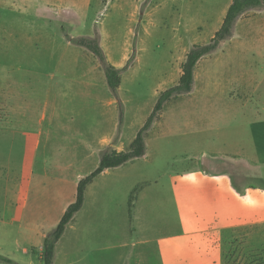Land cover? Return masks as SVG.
<instances>
[{"label": "rangeland", "instance_id": "rangeland-1", "mask_svg": "<svg viewBox=\"0 0 264 264\" xmlns=\"http://www.w3.org/2000/svg\"><path fill=\"white\" fill-rule=\"evenodd\" d=\"M230 2L0 0V256L42 264L31 253L42 245L35 230L56 226L65 200L67 208L101 152L125 137L130 122L150 114L157 90L172 86V35L181 36L176 40L184 47L209 42ZM96 33L112 66L148 51L138 71L121 76L122 114L98 59L69 42ZM234 35L233 44L219 48L244 54L241 67L232 63L226 72L245 76L243 88L232 87L240 109L231 113L222 102L206 136L212 145L200 133L189 144L191 136L151 130L146 156L101 174L87 189L65 236L68 257L93 256L83 264H262L264 178L243 163L227 162L207 174L201 169L202 153L234 154L240 147L253 163V51L263 52L264 85V8L246 13ZM39 193L44 204L30 216Z\"/></svg>", "mask_w": 264, "mask_h": 264}, {"label": "crops", "instance_id": "crops-1", "mask_svg": "<svg viewBox=\"0 0 264 264\" xmlns=\"http://www.w3.org/2000/svg\"><path fill=\"white\" fill-rule=\"evenodd\" d=\"M225 16V15H224ZM224 18V17H223ZM222 20H220V23L222 24ZM238 23V22H237ZM220 24V26H221ZM218 26V27H220ZM236 27V26H235ZM217 28L214 33L218 30ZM235 31V29H234ZM213 33V35H214ZM210 36L211 38L213 37ZM173 43L170 47V54L171 58L167 59V64L170 67L169 76L170 81L172 83V86L175 85L180 76H181V65L184 62L185 55L188 52V50L196 44L201 43H195L190 44L187 47H184L185 41L176 40L177 38H180L181 36L173 34ZM235 35L233 33V37L226 41L224 48L228 46V44H233ZM237 49V47H235ZM253 57H254V73H253V80H252V91L255 98V105H254V111H253V128H252V150H253V163L250 164L246 161V157L244 156L243 147H240L237 152L234 154L225 153V154H218L215 153L212 156L208 157L206 154L202 153V172L203 173H209L210 171H213L215 167H223L226 166V163L229 162L230 164H238L243 163L245 164L250 170L252 169L253 172L258 174L257 177L264 178V85H263V79L261 75V65L258 63L260 59L262 58V53L260 49L254 48L253 51ZM144 53H148L144 52ZM138 54L134 60L131 62L129 69L132 68H138L141 67L142 64V54ZM237 55H235V51H226V49H223V47L218 48L215 52L202 57L196 64L194 69V85L193 89L190 93L185 94L177 98L176 100H173L169 103H167L163 110L160 113L159 118L152 124L150 130H156L158 134H171L173 136H191L189 139V144L193 142V140H196L197 137L193 138V136L197 134H203L202 138L200 139L202 142L209 141L212 145L213 140L207 139V134L211 133L214 129V120L215 115L221 113L222 109V102H225L229 104L228 106L229 112L234 111L236 113L237 110H239V99L236 98L235 90L232 88L233 85H237V87H244L246 84L245 76H239L238 73L235 76H226V72L228 70V67L232 65V63L235 65V67L239 66L241 67L242 63L244 62V54L239 55V53L236 52ZM255 55L258 57L255 58ZM132 65V66H131ZM115 67V66H114ZM118 68V67H116ZM122 68V67H120ZM231 68V67H230ZM124 71V72H126ZM256 71L258 73V77L256 76ZM123 72V73H124ZM122 73V74H123ZM137 73V72H136ZM121 74V76H122ZM244 75V74H243ZM238 76V77H237ZM174 77V78H173ZM173 78V79H172ZM122 84V83H121ZM120 84L119 87V96L121 94L122 85ZM250 84V86H251ZM162 90H157L156 93H154L156 99L158 94ZM244 91V89H243ZM174 104V105H173ZM154 106V105H153ZM169 106H173V115L174 120H170L167 117L166 110L170 108ZM153 108V107H152ZM151 113V112H150ZM232 113V112H231ZM149 114L143 118L142 122L136 123L133 121L130 122L129 127L127 128V133L124 137V134H122L118 144L115 147H112L117 152L125 151V148L129 147L132 143L133 139L135 138L137 132L139 129L143 126L145 123V119ZM179 117V118H178ZM174 121V123H173ZM66 130V129H65ZM68 131V130H67ZM147 133V135H148ZM125 139V142H124ZM147 136L145 138L146 142ZM65 141L61 145H64ZM126 145V146H125ZM146 145V144H145ZM110 147V146H108ZM107 148V147H106ZM128 149V148H127ZM126 149V150H127ZM65 152V148L63 149ZM102 153V152H101ZM64 155V153H63ZM57 157L61 160L63 157ZM146 156V150L145 155ZM143 156V157H144ZM63 162V161H62ZM65 164V163H64ZM111 169L105 171L110 172ZM103 172V173H105ZM102 173V174H103ZM211 173V172H210ZM263 175V176H262ZM100 176V175H99ZM214 177H212L213 179ZM222 178V177H221ZM225 180H229V177L226 175L224 176ZM262 180V179H261ZM264 181V180H262ZM94 182V181H93ZM89 188V187H88ZM87 188V189H88ZM262 188V187H261ZM264 188H262L263 190ZM256 192L259 191V189H255ZM264 191V190H263ZM48 192V191H47ZM181 191H177L176 189L173 190V196L178 197V193ZM49 193V192H48ZM87 193V190H86ZM50 194V193H49ZM86 194H85V202L86 203ZM36 199V200H35ZM32 206H31V212L30 216L36 217L37 214L35 212L36 210V204L43 205L44 200L42 196H40V193L35 197ZM75 200V199H74ZM66 200L64 205L61 208L60 214L58 215L56 222H53V226L57 225L61 216L63 215L66 207ZM71 204V203H70ZM83 205V207H84ZM82 207V209H83ZM81 209V210H82ZM80 210V211H81ZM79 211V212H80ZM78 212V213H79ZM77 215V214H76ZM75 215V216H76ZM55 216V215H54ZM56 218V216H55ZM75 217L73 218V220ZM72 220V221H73ZM72 221L67 226L63 236L59 240V242L56 245L55 248V260L54 264H83L85 260L91 255H84L85 252L78 255L77 258L75 257H68L67 252L65 250V246L63 244L65 243V236L69 230H72L73 224ZM260 223V222H258ZM252 225H259L256 224V222L251 223ZM49 231V230H48ZM36 236L40 237L42 239L46 235V230L44 228H38L35 230ZM40 239V240H41ZM42 245L39 246H33L31 247V250L34 249L36 253H32L39 261V253L41 251ZM37 249V250H36ZM89 254V252L87 253ZM3 257V256H2ZM93 256H91L92 258ZM8 259V258H7ZM101 259V258H100ZM75 261V262H74ZM3 263V262H0ZM6 264V263H5Z\"/></svg>", "mask_w": 264, "mask_h": 264}, {"label": "trees", "instance_id": "trees-1", "mask_svg": "<svg viewBox=\"0 0 264 264\" xmlns=\"http://www.w3.org/2000/svg\"><path fill=\"white\" fill-rule=\"evenodd\" d=\"M263 8L264 0H231L221 26L214 33L209 42L205 44L193 45L188 50L185 55L184 62L181 65V76L178 82L158 94L151 113L147 117L143 126L137 132L128 149L122 152H117L112 147L105 148L100 154L97 167L78 181L75 200L67 206L58 224L52 230L48 231L43 238L41 251L39 253L42 264H54L56 245L63 236L67 226L73 220L75 215L82 209L85 202L86 190L93 183V181L103 172L109 169L118 168L128 162L142 158L145 155V138L152 124L159 118L164 106L167 103L176 100L180 96L188 94L192 91L194 85V69L197 62L202 57L215 52L224 42L231 39L237 22L246 13ZM69 42L87 49L98 59L104 71L107 87L116 102L119 104L122 114V104L118 93L121 84V74L129 68L131 62L134 60L133 56L130 57L124 67L116 68L110 65L106 60L104 52L99 44V37L97 33L93 38L80 37L76 39H69ZM133 198V196L130 197L129 207L133 204ZM31 252L36 253L34 249H32ZM0 262L15 264L12 260L2 256H0ZM262 264H264V260Z\"/></svg>", "mask_w": 264, "mask_h": 264}]
</instances>
